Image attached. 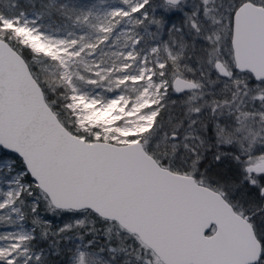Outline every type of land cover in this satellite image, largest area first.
Listing matches in <instances>:
<instances>
[{"label":"snow or ice","instance_id":"1","mask_svg":"<svg viewBox=\"0 0 264 264\" xmlns=\"http://www.w3.org/2000/svg\"><path fill=\"white\" fill-rule=\"evenodd\" d=\"M156 7L0 0V264H264V0Z\"/></svg>","mask_w":264,"mask_h":264},{"label":"trees","instance_id":"2","mask_svg":"<svg viewBox=\"0 0 264 264\" xmlns=\"http://www.w3.org/2000/svg\"><path fill=\"white\" fill-rule=\"evenodd\" d=\"M47 2H48V0H20L22 7H29L32 4H35L37 10L40 9V7L43 3H47ZM73 2L78 3V4H88V3L95 2V0H73ZM162 2H163L162 0H150L151 5L156 8L155 14L158 17L161 15V9L156 7V6L162 4ZM152 14L153 13L150 9L149 15L151 16ZM166 16H171V22H175L177 24H179L180 20L182 19L180 16H177L176 14L173 15L172 13H167ZM52 20L55 21L56 23H59V17L56 14H53ZM45 22H48L47 19H45ZM149 31L155 32V26H149ZM142 35H143V33H142ZM162 36L164 39H168L166 32L162 33ZM145 40L150 45L152 42V37L145 36ZM178 98H179L178 94H175V93H173L171 96L172 100H176ZM205 165L206 166L210 165L209 166L210 172L208 171V175H209V177H211L214 180L231 181V180L238 178L236 175V168L234 167L235 164L232 163L230 159H226V161H222V162L217 163L216 161H214L212 159V153L210 152L208 154L207 158L203 161V163L201 165V169L204 170ZM243 191H244V189L242 188L241 192H243ZM240 194L241 193H237V195H240ZM41 214L45 215L43 213V209H41ZM46 218L53 220V223L57 226L61 225L64 222V220L53 217V216H51V214H47ZM29 224H30V219H29ZM0 230H4L2 226H0ZM37 244L39 245V247L47 249V244L45 242L37 241ZM63 252L66 253L67 249L64 248ZM48 259L51 262V264H56L57 261H63V264H67L66 257L63 253L60 257L49 256Z\"/></svg>","mask_w":264,"mask_h":264},{"label":"rangeland","instance_id":"3","mask_svg":"<svg viewBox=\"0 0 264 264\" xmlns=\"http://www.w3.org/2000/svg\"><path fill=\"white\" fill-rule=\"evenodd\" d=\"M187 3L188 4H191L192 3V0H187ZM176 15L177 16H180L181 18H182V16H183V13L182 12H176ZM47 23V22H46ZM221 151H230V149H221ZM258 154V153H257ZM226 159H228V158H225L223 161H226ZM232 163H234L233 161H231ZM209 166L210 165H208V166H204V168H207V170L210 172V168H209ZM235 167V166H234ZM201 170H203V169H201Z\"/></svg>","mask_w":264,"mask_h":264},{"label":"water","instance_id":"4","mask_svg":"<svg viewBox=\"0 0 264 264\" xmlns=\"http://www.w3.org/2000/svg\"><path fill=\"white\" fill-rule=\"evenodd\" d=\"M163 1V0H162Z\"/></svg>","mask_w":264,"mask_h":264}]
</instances>
